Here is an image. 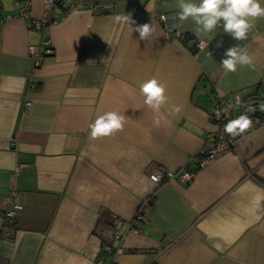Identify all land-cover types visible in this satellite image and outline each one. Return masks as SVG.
<instances>
[{
  "label": "crops",
  "instance_id": "obj_1",
  "mask_svg": "<svg viewBox=\"0 0 264 264\" xmlns=\"http://www.w3.org/2000/svg\"><path fill=\"white\" fill-rule=\"evenodd\" d=\"M29 2L31 18L40 19L44 0ZM23 4L0 0V264H264V207L251 204L254 187L264 188V123L228 135L231 146L199 164L216 128V94L257 90L264 102V18L245 41L217 28L208 47L191 50L198 39L191 19L172 17L190 34L185 43L165 38L158 21L159 13L176 14L177 0L63 2L50 7L41 29L20 15ZM124 13L156 32L140 40L114 22ZM46 40L52 53L37 61L28 47L43 52ZM237 44L254 67L225 74L224 52ZM152 77L169 97L159 126L139 94ZM106 111L129 118L123 131L89 140L88 125ZM157 167L192 177L153 184ZM11 200L21 207L6 238ZM103 211L113 217L109 227L139 228L117 252L102 249Z\"/></svg>",
  "mask_w": 264,
  "mask_h": 264
},
{
  "label": "clouds",
  "instance_id": "obj_2",
  "mask_svg": "<svg viewBox=\"0 0 264 264\" xmlns=\"http://www.w3.org/2000/svg\"><path fill=\"white\" fill-rule=\"evenodd\" d=\"M177 8L175 19L178 21L191 19L195 25L194 35L201 39L204 47H208V41L214 38L211 34L217 28H222L224 33L229 34L236 41H245L255 27V21L264 18V6H262L261 0H198V2L197 0H177ZM114 22L117 25H127L133 32L139 34V39L142 41L149 40L156 32V27L152 23L136 25L131 13L116 15ZM133 25L136 26L133 27ZM222 43V41L218 42L217 47H221ZM209 55L211 56L210 53ZM220 64L225 74L235 73L240 66L254 67L253 58L247 48L239 44L225 50L224 58ZM139 94L143 97V104L157 114L154 124L159 126L161 109L169 102L166 84L156 77L146 79L139 85ZM241 107H244V103L237 96L234 104L227 105L222 111L227 114L231 109ZM260 110L264 111V108ZM180 111L179 105L173 106L171 109V112L176 114ZM255 111L254 107H245L243 112L228 120L223 128L224 133L233 138L244 134L253 124L248 113ZM128 119L118 111H106L98 115L94 122L88 125L89 140L95 141L114 136L123 131ZM158 179V176H152V183L155 184ZM142 191H149V186L145 184ZM251 204L257 209L264 207V188L254 187Z\"/></svg>",
  "mask_w": 264,
  "mask_h": 264
},
{
  "label": "built area",
  "instance_id": "obj_3",
  "mask_svg": "<svg viewBox=\"0 0 264 264\" xmlns=\"http://www.w3.org/2000/svg\"><path fill=\"white\" fill-rule=\"evenodd\" d=\"M61 1L68 4L67 8H71V6H73V3H74V0H61ZM23 2H24V4L19 8L20 15H22L25 19H27L33 27H35L37 29H41L42 26L45 23H47V21H49L48 16H47V12L50 9V7L54 6L55 0H44L45 12L43 13V15L40 19H36V20L31 18L32 15H31L30 7H29L30 6L29 0H23ZM174 15H175V13H172V12H170V13H165V12L159 13L158 14V21L163 26L165 38H167V39L172 38V39L178 40L181 37V33L178 30H176L174 25H173L172 17ZM57 17L60 18L61 15H58ZM44 45H45V48H44L43 52H39L36 45H30L28 47L29 54L35 56V59L38 61L42 57L43 53L52 52L51 48H49V42L47 40L44 41ZM201 47H203L201 39H197L195 42V48L198 49ZM235 97H237V95H235L233 98H226L225 96H221L220 98H218L217 105L214 107V109L211 113V119L213 120V122L216 125V128L213 132V140L206 147L205 151H203V153H205V154L199 160L200 165L204 164L210 157H212V155L214 153H216L219 150H222L228 146H231L233 139H231V137H229L227 134L224 133L223 128H224V125L228 122V120L233 118L234 109H231L227 114H225L222 110L227 105L234 104ZM28 105H29V102H26L27 108H28ZM262 123H264V116L257 117L253 120V124H252L250 129H252L254 126L260 125ZM154 175L159 177L158 182L162 181L163 178L168 179V178H173L175 176H178V178H180L182 180L188 181L192 177V172L184 169L179 173H173L171 171L162 170V169L157 167V168L152 169L151 172H149V178L151 179L152 176H154ZM20 207L21 206L19 204H16L11 200V204H9V207L7 209H5V211L3 213V228L5 229V232L3 235L6 238H8V235H9L8 234V228L12 225L13 217L16 215V212H17V210L20 209ZM140 213H141V211L138 210V212L136 213L135 216L139 217ZM138 231H139V228L133 226L131 223H127L125 228L122 230L116 229L114 227H107L104 230V235H106V238L111 237V238L117 240L119 243L116 246H112V244L109 243L108 241L104 242V243H102L103 251L107 252V253L117 252L118 250H120V244H121V241L123 240V238L128 233H137ZM100 263L101 262H99V264Z\"/></svg>",
  "mask_w": 264,
  "mask_h": 264
},
{
  "label": "trees",
  "instance_id": "obj_4",
  "mask_svg": "<svg viewBox=\"0 0 264 264\" xmlns=\"http://www.w3.org/2000/svg\"><path fill=\"white\" fill-rule=\"evenodd\" d=\"M63 2L61 0H55V4H62ZM190 38V34L189 33H186V32H181V37L178 39L180 40L181 42L185 43L186 40H188ZM195 42L196 40L194 41L193 45L190 47L191 50H196L195 48ZM50 48V47H49ZM52 52H49V53H43L42 55L45 56V55H50ZM42 56V57H43ZM213 92L215 93V90L213 88ZM258 91L255 90V93L252 95V94H247V95H244L241 98V100L243 101L244 103V107H241V108H236L237 109V115H239L241 112L244 111V108L245 107H248V106H251V107H254L256 108V111L255 112H249L248 115L250 116V118L252 120H254L255 118L257 117H262L264 116V111H261L260 109L262 108V104H264V102H261L260 100L262 99L260 96L258 97ZM216 99L220 98V96L218 94H216L215 96ZM218 102V100H217ZM217 105V104H215ZM236 115V116H237ZM235 116H233L234 118ZM213 121V120H212ZM14 218L15 216L13 217V221L14 222ZM112 218L111 215L108 213V212H102L101 215L99 216V219L98 221L101 223L100 224V228L101 226H103L105 223L106 225H111V221H112ZM11 227V226H10ZM109 227V226H108ZM98 230H101V229H98ZM105 230V229H104ZM101 238V242L104 243V242H107L106 240V235H104V233L100 236Z\"/></svg>",
  "mask_w": 264,
  "mask_h": 264
},
{
  "label": "rangeland",
  "instance_id": "obj_5",
  "mask_svg": "<svg viewBox=\"0 0 264 264\" xmlns=\"http://www.w3.org/2000/svg\"><path fill=\"white\" fill-rule=\"evenodd\" d=\"M173 13V12H172ZM175 13V12H174ZM189 181V180H188Z\"/></svg>",
  "mask_w": 264,
  "mask_h": 264
}]
</instances>
